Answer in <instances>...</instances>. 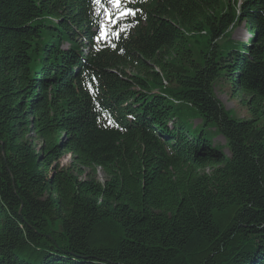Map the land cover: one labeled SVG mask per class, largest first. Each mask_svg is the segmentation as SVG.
<instances>
[{
	"label": "trees",
	"instance_id": "trees-1",
	"mask_svg": "<svg viewBox=\"0 0 264 264\" xmlns=\"http://www.w3.org/2000/svg\"><path fill=\"white\" fill-rule=\"evenodd\" d=\"M106 6L0 0V264H264V0Z\"/></svg>",
	"mask_w": 264,
	"mask_h": 264
},
{
	"label": "rangeland",
	"instance_id": "rangeland-1",
	"mask_svg": "<svg viewBox=\"0 0 264 264\" xmlns=\"http://www.w3.org/2000/svg\"><path fill=\"white\" fill-rule=\"evenodd\" d=\"M125 1L128 0H123V2ZM115 11L116 9L112 6L109 0H107V6L102 14L104 24H107L109 21L108 13L110 12L112 14ZM97 36H100V31H98ZM231 38L234 41L240 42H244L247 40V38H249V33L244 20H242L241 23H237L232 27ZM214 91L216 97L222 102V104L225 106V109L229 111L230 115L233 118H251L252 116L259 114V124H264V114L261 111L254 113V111L249 108V106L244 102V100H246L248 97H241L240 95H238L237 92H232L230 85L226 80L222 79L221 81L217 82ZM198 122V120H195L193 121V124H197ZM213 143L216 145L223 146L224 152L226 154H229L228 149L224 146L225 139L222 135H216L213 139ZM69 162L70 157L68 154L61 159V164H68ZM97 178L102 181L104 180V174L100 168L97 170Z\"/></svg>",
	"mask_w": 264,
	"mask_h": 264
},
{
	"label": "snow or ice",
	"instance_id": "snow-or-ice-1",
	"mask_svg": "<svg viewBox=\"0 0 264 264\" xmlns=\"http://www.w3.org/2000/svg\"><path fill=\"white\" fill-rule=\"evenodd\" d=\"M109 2L116 9V17L114 19L112 18V14L110 12L108 13L110 23H115L116 20H122L127 16H134L135 15L136 10H134L132 8L123 7V0H109ZM96 3L99 5L100 0H96ZM123 30H124V28L120 29V31H123ZM120 31H116L113 34L116 35L117 37H119ZM107 35H108L107 25L102 24L101 30H100V36L98 37V39L106 38Z\"/></svg>",
	"mask_w": 264,
	"mask_h": 264
}]
</instances>
